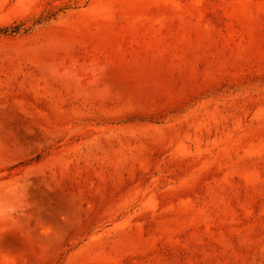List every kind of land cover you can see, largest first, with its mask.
Wrapping results in <instances>:
<instances>
[{
	"label": "rangeland",
	"instance_id": "rangeland-1",
	"mask_svg": "<svg viewBox=\"0 0 264 264\" xmlns=\"http://www.w3.org/2000/svg\"><path fill=\"white\" fill-rule=\"evenodd\" d=\"M0 264H264V0H0Z\"/></svg>",
	"mask_w": 264,
	"mask_h": 264
}]
</instances>
